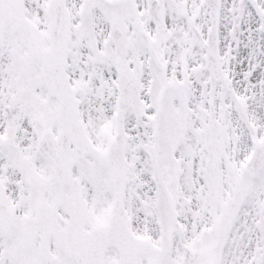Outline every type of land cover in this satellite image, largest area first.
Instances as JSON below:
<instances>
[{
	"label": "snow or ice",
	"instance_id": "obj_1",
	"mask_svg": "<svg viewBox=\"0 0 264 264\" xmlns=\"http://www.w3.org/2000/svg\"><path fill=\"white\" fill-rule=\"evenodd\" d=\"M0 264H264V0H0Z\"/></svg>",
	"mask_w": 264,
	"mask_h": 264
}]
</instances>
